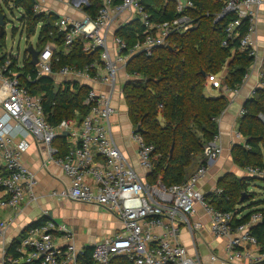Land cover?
<instances>
[{"label":"built area","instance_id":"built-area-1","mask_svg":"<svg viewBox=\"0 0 264 264\" xmlns=\"http://www.w3.org/2000/svg\"><path fill=\"white\" fill-rule=\"evenodd\" d=\"M94 1L99 7L92 17L84 12L88 0H33L34 14H50L47 4L62 5L79 14L56 15L55 27L64 34V52L77 46L82 53L96 55L92 62L81 68L65 65L53 71L56 46L52 43H47L41 50L33 47L38 51V57L37 64L31 65L30 70L23 63V56L30 62V56L25 52L21 59L18 54L6 53V59L0 62V212L17 211L25 199L36 201L35 175L23 162L33 143L36 147H45L42 167L57 166L68 180L67 187L51 193L52 198L104 208L121 224L118 233L91 247L92 264H110L122 258L128 264H201L198 256L186 253L179 240L181 230H185L195 244L202 232L203 224L192 221L197 205L209 218L212 238L222 242L221 254H210L212 262L264 264V250H260L251 232L252 227L263 219L262 215L255 213L245 223L238 224L235 220H239L240 215L214 209L205 200L206 195L197 189L209 164L221 155L218 134L204 145L201 159L204 162H199L186 181L169 187L143 181V177L152 171L153 146L146 145L139 134L132 132L140 175L113 137L110 121L115 113L113 99L117 94L121 95L123 89L119 80L123 76L127 83L139 78L128 74V63L135 56L151 57L155 50L168 46L169 38L193 29L196 19L189 15L194 8L193 1L164 0L175 6V17L164 22L152 20L142 5L143 0ZM261 7H264V0H224L223 8L213 22L227 19L220 46L233 47L219 73L206 76V95H237L249 77L250 68L258 61L261 72L257 89L264 88V50L260 54L255 38ZM131 24L138 25L141 32H136L127 44L119 32ZM18 30L22 31L20 23ZM243 53L253 60L240 86L230 89L224 83L227 66L235 54ZM13 58L17 63H13ZM41 77L51 78L62 90L88 89L82 103L87 112L79 123L74 120H62L54 126L47 123L42 96L31 95L26 88V84H33ZM255 91L252 89L247 99H251ZM244 114L245 110L241 108L240 117ZM220 117L216 119L217 123ZM63 133L67 134L68 151L61 155L55 143ZM244 172L250 177L263 178L259 168L245 167ZM220 193L221 190L215 188L210 194ZM7 226L8 221L0 220L1 238ZM2 251L5 257V246ZM15 253L16 256L7 258L9 264H86L83 262L86 250L76 247L73 233L52 220L30 228Z\"/></svg>","mask_w":264,"mask_h":264},{"label":"trees","instance_id":"trees-1","mask_svg":"<svg viewBox=\"0 0 264 264\" xmlns=\"http://www.w3.org/2000/svg\"><path fill=\"white\" fill-rule=\"evenodd\" d=\"M192 1L194 8L189 15L196 19L193 29L185 34L172 36L168 40V46L155 50L151 57L135 56L127 65L128 74L139 76L138 79L127 82L122 91L127 116L133 133L139 134L146 145L154 148L151 157L152 171L147 176L148 184L159 182L169 187L186 181L201 161L204 145L218 134L216 119L229 105L225 95L208 96L204 87L206 76L219 73L233 47L220 46L227 19L213 22L222 10L224 0ZM33 4V0H6L3 3L4 7L11 6L10 11L22 10L19 23L28 37L39 26L37 50H41L47 43L56 46L53 52V71L65 65L81 68L96 58V55L82 53L77 46L64 52V34L55 27L56 14H34ZM88 4L84 11L94 17L99 3L88 0ZM142 5L153 21H170L175 17V6L171 2L143 0ZM3 14V7L0 6V16ZM14 31L16 30L13 29ZM136 32H141L138 25H126L119 36L130 44ZM4 39L2 37L0 40V62L7 57L1 50ZM22 59L26 69L30 70L32 66L29 59L25 56ZM252 60L246 53L235 54L227 66V79L224 82L230 89L240 86ZM12 61L17 63L16 58ZM26 88L31 95L42 96L43 114L50 125H57L62 120L79 123L87 112V107L82 105L88 92L86 87H76L74 92H70L55 87L50 78L41 77L33 84H26ZM242 108L245 114L238 120L237 131L244 138V145L234 146L231 158L238 168L254 167L263 171L261 158L264 125L258 115L264 116V88L256 89L255 95L247 99ZM138 127L139 132L136 131ZM65 140L63 137L59 138L61 155L68 151ZM171 149L172 153L169 155ZM244 177L246 178L237 179L233 174H226L217 186L221 190L220 195L205 196L208 205L216 210L238 215L247 211L239 220H235L238 224L245 223L255 213H260L264 218V202L254 201L253 194L245 195L250 183L260 178ZM47 221L49 219L43 217L41 221L26 227L19 238L6 248L3 264H9L8 257L16 256L15 248L30 228ZM251 232L257 239L260 250H264V225L256 224ZM89 251L91 250H86L83 259L86 264H92ZM110 264L128 263L122 258L113 260Z\"/></svg>","mask_w":264,"mask_h":264},{"label":"crops","instance_id":"crops-1","mask_svg":"<svg viewBox=\"0 0 264 264\" xmlns=\"http://www.w3.org/2000/svg\"><path fill=\"white\" fill-rule=\"evenodd\" d=\"M3 3H6V0ZM54 5L55 4H47L46 8L48 11H50V13L61 15L59 13L64 12V14L72 13L74 15H79L73 13L71 9L69 10L65 6ZM0 6L2 5L0 4ZM2 7L8 8L11 6L4 7L3 5ZM57 7L61 9L59 13L56 12L58 11ZM84 12L87 14L86 11ZM261 15H264V11L261 12ZM255 38L256 48L261 54L264 50L263 18H261L258 23ZM250 69L251 70L249 73V77L240 88L238 94L235 96L230 95L227 97L229 100V105L221 114L219 122L217 123L219 142L222 148V152L215 161L209 164L205 177L197 185V189L206 196L209 195L213 189L217 188L219 181L226 174H233L237 179L246 178L244 176H247L244 172V169L238 168L233 163L231 158V150L236 145H244V138L242 136H240V138L237 137V126L238 120L240 118L239 111L247 100L250 91L252 89L258 88L259 75L261 72V62L258 61L256 65ZM121 78L122 79L119 80V86L122 89L124 88L126 83H124L123 76ZM55 80L58 81L57 79ZM122 91L121 95L117 94V96L113 99L115 113L110 119L112 133L114 140L121 150L122 154L134 166L136 172L141 175V170L138 168L136 163L135 145L131 140L133 128L127 116V108ZM1 99L2 90L0 85V100ZM122 107L123 111H119ZM64 143L67 145L66 140ZM55 145L61 148L59 141L55 143ZM44 153V146L36 147L32 143L30 149L23 157L24 165L35 175L36 186L34 189V194L36 196V201L25 199V201L21 204L17 211L0 212V220L8 221V226L5 230V234L3 238L0 237V264H3L4 262L2 251L3 247L5 246L7 248L15 239L19 238V235L26 227L41 221L43 217L52 220L57 225L65 226L73 233L74 244L76 245V247L84 248L87 251L90 250L91 247L95 244L101 242L103 239L111 238L121 229L120 222L116 220L110 213H106V210L104 208H102L103 210H105L104 213L100 214L95 211L94 215H92V213H87V211H84L85 207L83 206L86 205L93 209H98L101 207L78 203L68 199L52 198L51 193L53 191H59L64 187H67L68 180L57 166L49 165L45 169L42 167V159H44ZM143 181L147 183V177H143ZM195 208L196 212L192 221H200L203 224V230L199 234V237L195 240V244H192V239L188 234L182 235V232L186 231L181 230L179 236L180 243H182L183 245L184 242H182V240L186 241L187 239L188 241L189 238L190 242L188 241L189 243L188 245H186V247L189 248V244H192L194 252H196L197 255H199V253H204L207 259L209 257V254L211 253L217 255L221 254L222 242L219 240H214L210 235L209 218L205 215L201 207L197 205L195 206ZM246 212H243L242 214H240V216H243ZM88 216H95L94 218H96V220H98L99 222H102V224L99 225L96 232L92 231L88 235H81L80 229L75 225H72L73 217L74 219H77V217L85 218ZM60 219H62L63 222H61ZM199 261L201 264H211L208 262V260L206 261V263H203L201 260Z\"/></svg>","mask_w":264,"mask_h":264},{"label":"rangeland","instance_id":"rangeland-1","mask_svg":"<svg viewBox=\"0 0 264 264\" xmlns=\"http://www.w3.org/2000/svg\"><path fill=\"white\" fill-rule=\"evenodd\" d=\"M3 2H5V0H0V4L3 6ZM57 6V5H54ZM56 12L59 13V11H61V9H59V7H57ZM64 11V10H63ZM264 11V7L260 8V16L261 18L264 19V15H261V12ZM59 14H64V12L59 13ZM4 15L6 20L5 22V35L3 37H5L4 40V44H1V50L3 53H7L10 55H16L18 54V58L21 59L25 49L28 46H32L35 47L36 43H37V35H38V31H39V27L35 29L34 34L30 35L29 37L26 35L25 31H20L18 30L19 28V19L21 17V12L19 10L16 9H12L11 12L8 9L4 8ZM13 29L16 30L13 32ZM2 39V38H1ZM119 111H123V107L119 110ZM260 122L264 125V116L262 117L261 115H258ZM261 161L264 165V149H262V158ZM263 178L260 179H255L256 182H254V184L250 183V185L248 186V188L245 190V195L248 194H253L254 196V201H263L264 202V170H263V174H262ZM256 178V177H255ZM85 207L84 211H87V213H92V215H94L95 211H97V213H104L105 210H103L102 208H98V209H93L89 206H83ZM106 213H108L107 211H105ZM95 216H88V217H77V219H74L73 217V224L75 225L77 228L80 229V234L81 235H88L90 234L92 231L96 232L97 228L99 227V225L102 224V222H99L98 220H96V218H94ZM61 222L62 219H60ZM184 234H188V232H182V235ZM189 235V234H188ZM187 237V236H186ZM190 237V236H189ZM188 241L190 242V239L188 238ZM187 239L186 241L182 240V243H180L182 245V247L185 249L186 253L190 256H195L197 255L196 252H194V248H193V243L189 244V248L186 247V245H188ZM192 242V240H191ZM217 255V254H214ZM220 255V254H219ZM217 255V256H219ZM198 258L200 256V259L203 263H206V261L208 260L209 263L211 264H217V262H212L210 260V254L209 257L207 259L206 255L204 253H199V255H197Z\"/></svg>","mask_w":264,"mask_h":264},{"label":"water","instance_id":"water-1","mask_svg":"<svg viewBox=\"0 0 264 264\" xmlns=\"http://www.w3.org/2000/svg\"><path fill=\"white\" fill-rule=\"evenodd\" d=\"M4 19H5L4 16L1 15V16H0V40H1V38L3 37L4 33H5V31H4V29H5V22H4ZM24 52L27 53V54L30 56V64H31L32 66L36 65V64H37L38 51H37L36 49H34V48L30 45V46H28V47L25 49ZM201 74L204 75V73H202V72H201ZM136 131H137V132L140 131L139 127L136 129ZM63 137H67V134H66V133H63ZM171 153H172V149L170 150L169 155H171ZM258 224H263V225H264V218H263V219L261 220V222L258 223Z\"/></svg>","mask_w":264,"mask_h":264}]
</instances>
